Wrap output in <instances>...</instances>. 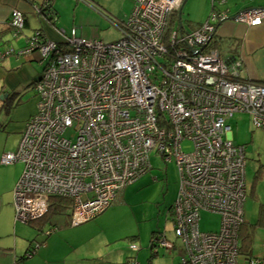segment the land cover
Listing matches in <instances>:
<instances>
[{
    "label": "built area",
    "instance_id": "1",
    "mask_svg": "<svg viewBox=\"0 0 264 264\" xmlns=\"http://www.w3.org/2000/svg\"><path fill=\"white\" fill-rule=\"evenodd\" d=\"M53 0H41V14ZM183 0H135L113 43L60 31L63 42L33 31L19 55L37 51L45 67L33 84L36 110L25 121L14 152L0 162L23 163L13 189L15 219L31 223L48 211L51 197L70 201V224L107 209L126 186L150 168V152L174 160L179 189L172 207L179 264H237L244 222V148L228 138L237 112L264 128V84L243 81L240 62L208 49L225 13L211 11L187 30L179 23ZM238 14V13H237ZM247 25L264 20L261 8L240 11ZM16 36L25 24L14 9ZM3 56V55H0ZM190 141L186 152L182 142ZM220 216L216 231L199 229L200 211ZM154 245L172 248L156 237ZM39 244H33L31 257ZM132 251L138 248L129 245ZM248 264H264L248 256ZM127 264H138L129 258Z\"/></svg>",
    "mask_w": 264,
    "mask_h": 264
},
{
    "label": "crops",
    "instance_id": "2",
    "mask_svg": "<svg viewBox=\"0 0 264 264\" xmlns=\"http://www.w3.org/2000/svg\"><path fill=\"white\" fill-rule=\"evenodd\" d=\"M187 2L188 0H185L182 9ZM40 4L41 0H0V55H3L0 56V95L9 94L11 91L16 93L10 99L5 97L0 99V106L4 103L2 108L7 101L11 104L9 114L7 110L3 112L4 120L0 124V136L5 141L3 145L5 153L16 150L13 145L7 147V144L18 137L20 140L25 121L36 110L34 95L29 101H22L17 96L25 90L31 92L33 83L41 76V69L32 71L31 68V64L38 63L40 59L37 52L32 51L24 55H19L18 52L27 46L28 39L35 29H39L48 40L63 42L61 29L56 26L57 14L50 22L46 17L47 11L42 15L34 11V7ZM189 4L191 9L186 12L188 18L184 20L187 30L195 29L205 22L213 10L225 13L229 17L246 9L264 10V0H191ZM14 9L20 10L25 17V24L16 36L11 33L12 27L9 24ZM35 20L39 25L32 28L33 23H36ZM181 23L184 24L182 20ZM74 30L78 36H81L79 28L76 27ZM9 34H12L15 40L19 39V36L25 37L24 47L19 50L13 48L12 43L7 40L11 37ZM214 44L221 56L232 55L240 59L241 78L264 83V22L258 26H247L233 21L219 23ZM258 133L263 135V132ZM227 136L233 143L231 131ZM258 149L264 153V148L258 147ZM258 153L254 162L253 160L247 162L245 158L244 176L247 195L243 208L244 223L239 235L242 257L237 264H248L246 260L248 256L259 258L264 262V221L260 220V211L264 206V170L257 174L259 168H264V154ZM2 154L4 152H0V158ZM1 164L0 162V264H127L129 258H134L138 264H179L183 254L181 247L178 248L172 242L174 246L169 249L155 246L153 241L151 242V238L153 240L160 237V232L151 233L149 247L150 250L155 248V251L149 255L146 262L145 250L138 253L139 249H137L136 253L129 247H123L120 242L128 239L131 241L134 236L132 233L123 226L113 225L110 218L100 220L99 216L81 224L71 225L69 211L67 217L52 224L46 222L48 218L46 214L47 216L44 215L41 219L26 223L40 229H43V224H46L47 228L51 227L47 229L46 234L42 232L45 235L44 240H39L37 234L15 219L13 189L23 171V164L16 167H4ZM122 194L123 191L119 196ZM258 232L259 236H257ZM34 241H42L43 246L41 247L40 244L32 255L36 256L26 258L29 259L26 261L23 258L24 254ZM159 249L165 252L166 257L152 260L158 255Z\"/></svg>",
    "mask_w": 264,
    "mask_h": 264
},
{
    "label": "rangeland",
    "instance_id": "3",
    "mask_svg": "<svg viewBox=\"0 0 264 264\" xmlns=\"http://www.w3.org/2000/svg\"><path fill=\"white\" fill-rule=\"evenodd\" d=\"M190 1L188 0L181 14V20L184 23L185 29H187V25H185L184 20L188 18L186 17V12H189L191 9V4H189ZM53 4L55 7L54 10L56 9L55 11L57 12L56 26L58 29H61V31H64L66 36H71L72 30L77 27L80 30L81 37L85 40L97 39L103 43H113L122 37L118 26L122 21L128 18L135 5V0H54ZM38 25L36 21V23H33L32 28ZM9 36L11 37L7 40L9 43H12L13 48L19 50L24 47L26 42L25 37L19 36L20 38L15 40L12 34H9ZM37 54L38 58H40V54L38 52ZM44 67L45 62L41 64L39 62L31 64L32 71H39L41 69V74ZM32 95V90L31 92L30 90H25L24 93L17 97H20L22 101H29ZM7 105L6 108L0 110V124L4 120L3 112L7 110L9 114L11 110L9 108L11 104L7 102ZM227 124L230 126L233 143L244 146L247 162L251 160L254 162L257 153H263L258 147L264 148V130L253 126L251 116L241 112L233 114V116L227 120ZM258 132H263V135H260ZM18 141L19 137L14 141L10 140L11 144H7V147L13 145L16 149ZM4 143V139L1 138L0 152L5 153L3 149ZM182 148L184 151L188 152L192 150V144L190 141H184L182 142ZM22 164V162H17L10 165H1L4 167H16ZM150 165L151 168L147 172L142 174L134 183L126 186L123 190V194L98 215L100 220L110 218V222H112L113 225L123 226L129 233H132L134 236L131 241L128 239L120 242L122 246L126 248L133 244L139 249L138 253L145 250L147 256H145L146 262L149 255L155 251V248L150 250L149 247L151 233L154 231L160 232V238L166 236V238L164 237L166 241L173 242L178 248L181 247L180 240L174 235L173 225L171 223L172 207L179 189V172L177 165L173 159L164 162L163 159L156 154L155 150L150 152ZM247 168L246 166V171ZM69 210L70 209H65V211H61L51 208L47 213L48 218H46V222H51V224L56 223L59 219L67 217ZM199 214V229L201 231H216L219 228L220 216L218 214L204 210H201ZM17 221L23 223L19 220ZM23 224L30 229L31 232L37 234L36 237L39 240H44L45 235H43L42 232L46 234L47 229L51 228H47L46 224H43V229L32 225L30 226L26 223ZM257 236H259V232ZM41 242L42 241H34L33 244L40 245ZM42 246L41 244V247ZM130 255L134 256L135 254ZM35 256L36 255L31 258ZM157 257L164 258L166 254L162 249H159L158 255L153 257L152 260L157 259ZM27 260L29 259H26V261Z\"/></svg>",
    "mask_w": 264,
    "mask_h": 264
},
{
    "label": "trees",
    "instance_id": "4",
    "mask_svg": "<svg viewBox=\"0 0 264 264\" xmlns=\"http://www.w3.org/2000/svg\"><path fill=\"white\" fill-rule=\"evenodd\" d=\"M46 11H47V19L50 21V22H52L54 19H55V16H56V12H55V10L53 9V5H52V2L50 3V5L46 8ZM36 30H38V31H40L39 29H35L34 31H36ZM41 32V31H40ZM11 33H13L12 32V29H11ZM18 35V34H17ZM40 36H41V38L42 39H46V37L44 36V34L41 32V34H40ZM34 84V83H33ZM32 91H33V86H32ZM33 95H34V92H33ZM262 170H264V168H259V171L257 172V174H259ZM51 200H50V206H49V209H48V211H47V213L49 212V210L51 209V208H53V209H55V210H61V211H65V209H70V201L69 200H67V199H64V198H60V197H51L50 198ZM46 213V214H47ZM45 214V215H46ZM44 217V216H43ZM42 217V218H43ZM41 219V218H40ZM260 220H262V221H264V206H263V208H261V211H260ZM260 222V221H259ZM240 231H241V227H240ZM239 235H240V233H239ZM248 236V235H247ZM247 236L245 237V241H246V239H247ZM131 239V238H130ZM151 242H152V238H151ZM152 245V244H151ZM153 245H154V243H153ZM31 246L32 245H30L28 248H27V251L25 252V254H24V257L23 258H29L28 256H27V254H29V253H27V252H29L30 251V249H31Z\"/></svg>",
    "mask_w": 264,
    "mask_h": 264
},
{
    "label": "bare ground",
    "instance_id": "5",
    "mask_svg": "<svg viewBox=\"0 0 264 264\" xmlns=\"http://www.w3.org/2000/svg\"><path fill=\"white\" fill-rule=\"evenodd\" d=\"M264 11V10H263ZM239 14V13H238ZM238 14H235L234 16H231V17H233V20H229V16H227L225 19H223L222 21H221V23L222 22H224V21H233V22H236V23H240V24H244V25H247V24H245V23H243V22H240V21H238L237 19H236V17H237V15ZM208 18V17H207ZM264 22V20L260 23V24H262ZM177 25L179 24V23H176ZM260 24H258V25H260ZM258 25H247V26H258ZM180 26H184V25H180ZM216 33V32H215ZM214 42H215V34L213 35V37H212V39H211V41H210V43L208 44V49H213V50H216L218 53H219V51L215 48V44H214ZM232 56V55H231ZM233 57H235V56H233ZM235 58H237V56L235 57ZM238 60H239V62H240V71H241V61H240V59L239 58H237ZM239 78L241 79V80H243V81H247V82H251V83H255V84H264V83H262V82H256V81H252V80H248V79H243V78H241L240 76H239ZM233 116V115H232ZM228 135V134H227ZM229 138V137H228ZM241 146V145H240ZM243 148H244V146H243ZM244 156H245V153H244ZM246 187V186H245ZM246 195H247V193H246ZM243 217H244V215H243ZM244 223V222H243ZM242 226V225H241ZM218 230V229H217ZM239 233H240V230H239Z\"/></svg>",
    "mask_w": 264,
    "mask_h": 264
},
{
    "label": "water",
    "instance_id": "6",
    "mask_svg": "<svg viewBox=\"0 0 264 264\" xmlns=\"http://www.w3.org/2000/svg\"><path fill=\"white\" fill-rule=\"evenodd\" d=\"M184 2H185V0H183V2H182V4H181V6H180V9H179V12H178V19H179V25H182V23H181V19H180V17H181V12H182V7H183V4H184ZM229 20H233V17H229ZM38 62H39V60H38ZM15 95L16 93H14V92H10L9 94H7V93H2L1 95H0V99H3V97H5V98H7V99H10V98H12V95ZM20 94H22V93H20ZM1 101H3V100H1ZM7 102H9V101H7ZM7 102H6V104H7ZM4 104V103H3ZM2 103H1V106H0V110L1 109H3V108H6V104L4 105V107L2 108V105H3ZM32 257V256H31Z\"/></svg>",
    "mask_w": 264,
    "mask_h": 264
}]
</instances>
